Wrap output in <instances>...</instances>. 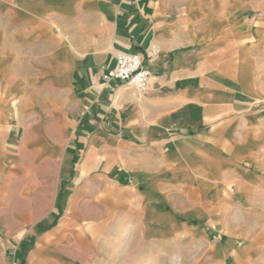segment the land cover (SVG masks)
<instances>
[{"label": "crops", "instance_id": "crops-1", "mask_svg": "<svg viewBox=\"0 0 264 264\" xmlns=\"http://www.w3.org/2000/svg\"><path fill=\"white\" fill-rule=\"evenodd\" d=\"M120 52L142 53L145 91L102 79ZM262 54L264 0H0V182L53 191L22 211L46 231L61 187L94 231L83 259L46 235L24 264L260 258ZM0 226L6 264L22 224Z\"/></svg>", "mask_w": 264, "mask_h": 264}, {"label": "rangeland", "instance_id": "rangeland-1", "mask_svg": "<svg viewBox=\"0 0 264 264\" xmlns=\"http://www.w3.org/2000/svg\"><path fill=\"white\" fill-rule=\"evenodd\" d=\"M261 56L264 57V54ZM60 192L59 197L56 198V205L54 204V220L52 217L46 220V224L40 225L42 227L50 226L53 224L51 229L48 231L42 230L36 226L38 219H29L27 220L24 212V208L30 207L35 203L48 202L51 201L54 203L53 191L48 189L45 195L39 197L32 195L30 198L23 199L20 197L17 190V185L14 182H0V223L1 221L5 224L12 226L15 224L16 219L20 218L21 228L15 230L10 236L6 238V244L8 247H5V262L6 264H24L26 263V253L28 250L35 246L37 239L40 237L48 236L51 243L50 248L57 250H63L64 252L78 257L79 259L85 258L86 255L91 254V241L93 238V230L88 228V224L84 223L77 217V215L67 214L63 219L62 212H60L61 196L62 189L58 188V193ZM58 199V200H57ZM59 207H58V206ZM40 205L38 204L39 208ZM40 215H38L39 217ZM4 229L0 226V234ZM68 239V242H62L61 239ZM57 241V242H55ZM258 242L260 244L259 248H263L264 244V227L259 230ZM65 243V244H64ZM81 245L83 248L82 251L78 252L76 250V245ZM19 246L22 257L20 260L16 259L13 263L12 261V248H17ZM197 251V249H196ZM260 258H257L256 255L252 253L253 260L242 262L239 264H264V251H260ZM258 253V254H259ZM34 261V260H33ZM33 263V262H32ZM44 261H38L37 264H44ZM204 264V263H197ZM212 264H229V262H213Z\"/></svg>", "mask_w": 264, "mask_h": 264}, {"label": "built area", "instance_id": "built-area-1", "mask_svg": "<svg viewBox=\"0 0 264 264\" xmlns=\"http://www.w3.org/2000/svg\"><path fill=\"white\" fill-rule=\"evenodd\" d=\"M151 71L144 65L142 53L120 52L115 55L114 67L102 73L105 82L119 81L140 91L148 88Z\"/></svg>", "mask_w": 264, "mask_h": 264}, {"label": "bare ground", "instance_id": "bare-ground-1", "mask_svg": "<svg viewBox=\"0 0 264 264\" xmlns=\"http://www.w3.org/2000/svg\"><path fill=\"white\" fill-rule=\"evenodd\" d=\"M252 230H253V229H252ZM33 260H34V259H33V258H31V262H33Z\"/></svg>", "mask_w": 264, "mask_h": 264}, {"label": "trees", "instance_id": "trees-1", "mask_svg": "<svg viewBox=\"0 0 264 264\" xmlns=\"http://www.w3.org/2000/svg\"><path fill=\"white\" fill-rule=\"evenodd\" d=\"M58 195H60V192L58 193ZM59 197V196H58Z\"/></svg>", "mask_w": 264, "mask_h": 264}]
</instances>
